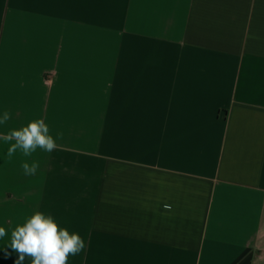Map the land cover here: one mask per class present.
Wrapping results in <instances>:
<instances>
[{"label": "crops", "instance_id": "0c3cea01", "mask_svg": "<svg viewBox=\"0 0 264 264\" xmlns=\"http://www.w3.org/2000/svg\"><path fill=\"white\" fill-rule=\"evenodd\" d=\"M6 110L57 147L0 139V264L37 211L68 264H264V0H0Z\"/></svg>", "mask_w": 264, "mask_h": 264}, {"label": "clouds", "instance_id": "9594fccd", "mask_svg": "<svg viewBox=\"0 0 264 264\" xmlns=\"http://www.w3.org/2000/svg\"><path fill=\"white\" fill-rule=\"evenodd\" d=\"M6 110L0 117V124L10 119ZM4 141H15L7 150L9 159L19 149L26 157L31 156L38 148L46 152L56 149V140L50 135L49 126L43 119L31 120L26 126L12 129L0 136ZM22 168L25 175H34L39 168L38 162H24ZM8 235L5 227H0V239ZM17 254L13 264H23L27 258L30 264H68L70 256L78 255L85 248L82 237L75 232L70 233L58 225L55 219L40 211L28 217L22 224H17L11 232L9 246ZM11 252L5 250L6 258Z\"/></svg>", "mask_w": 264, "mask_h": 264}]
</instances>
